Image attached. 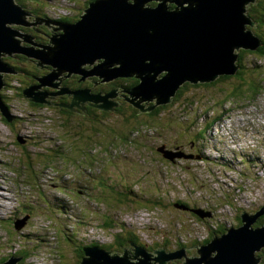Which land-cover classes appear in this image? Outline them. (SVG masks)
<instances>
[{
	"label": "rangeland",
	"instance_id": "rangeland-1",
	"mask_svg": "<svg viewBox=\"0 0 264 264\" xmlns=\"http://www.w3.org/2000/svg\"><path fill=\"white\" fill-rule=\"evenodd\" d=\"M22 1L34 16L30 17L32 23L7 25L12 27V32H24L26 35L37 29L58 28V24L52 23L57 18L62 20L79 17L92 3L89 0L83 5V0ZM86 3L88 7L85 6ZM256 3L255 0L252 5L255 6ZM31 7L38 8L39 13ZM248 8L249 6L247 10ZM39 33L40 31L36 34ZM51 37H46L48 45L42 46L41 43L37 47L27 43L25 38L14 39L20 45L19 48L32 47L39 51L45 46L52 47ZM1 53L10 60L9 71L13 73L12 78H5L8 83L7 92H2V96L16 97L7 108L12 112L17 111L13 117L18 116L21 120L16 126L10 127L0 119V257L25 249L31 251V257L25 264H74L79 261L75 253L77 246L93 243L92 247L102 245L108 248L116 233L126 236V232H130L129 234L136 235L139 245L145 249L147 245L155 244L162 249L166 247L175 250L173 254L164 256V264H181L202 246L200 241L193 239L205 237L209 225L211 229L215 228L209 220L227 229L237 225V217L243 210H248L246 213L264 210V175L254 176L258 168L264 173L263 93L257 95L251 104L244 99L227 102V110L222 115L216 108L208 110V107H214L216 99H223L222 91H228L225 82L215 84L213 79L207 82L211 83L209 87L204 88L194 84L190 88L188 84L178 94L179 97L173 96L174 104L170 108L160 110L159 115L149 118L146 114L163 105L154 106L153 103L158 99L155 93L145 92L140 97L137 95V99L124 93L121 84L125 86V82H132L135 86L138 80L133 77L117 78L118 85L115 87L122 92L113 93L112 97L100 95L104 101L94 104L84 95H75L65 88L62 80L68 72H58L26 53ZM30 60H34L37 67ZM244 63V69L253 74H249L250 78H261L264 83V59L258 55H247ZM40 65H45L48 69L42 72ZM89 66L84 67L89 69ZM113 81L115 80L107 81L106 86ZM56 89L62 93H55ZM83 89L85 88L74 91ZM65 95L69 97L68 103L72 101V110H68L67 115H62L59 106L65 105L61 104L65 102ZM32 98L38 100L35 103L40 109H35V114L32 112L30 115L28 110L29 104L34 103ZM84 99H87L85 103ZM82 103V107H75ZM99 104H104V108ZM86 106L87 110L83 111ZM232 106L236 108L232 109ZM69 112L79 119L87 115L108 117L93 123L85 121L84 124L91 128L86 135H92L88 138L90 144L87 145L88 140H85L84 145H79L88 147L85 151L71 145L74 137L72 132L80 124L73 126L72 121L69 122ZM133 115L137 116L136 120L132 119ZM217 117L222 122L220 127L228 121L233 132H226V136L215 134V140L210 139L206 145L201 146L195 133L207 121ZM173 121H176L174 125ZM181 121H185V125L180 131L177 124ZM191 124L194 126L188 129ZM112 130L115 133L124 131L126 136L133 139L128 140L130 144L127 145L121 142L112 145ZM139 130L138 136L136 132ZM210 133L211 131L208 132ZM27 135H30L29 140H24L22 136L26 139ZM17 137L23 141V148L15 144L19 140ZM20 140L19 143H22ZM75 142L79 143L78 140ZM161 145L171 149L173 146L182 147L174 149L179 154L174 163H171L166 153L162 155L169 161L156 152ZM195 146L199 150L206 146L205 150L210 154L204 155L201 160L199 157L198 160L193 158L191 150ZM50 148L55 149V154L51 155L55 160L48 165L42 163L44 159L40 157L46 156L45 151ZM231 151L235 154L234 157L230 154ZM62 155L63 159L60 158ZM238 155H242L247 163L238 160ZM112 173L120 174L125 178L122 183L127 181L128 184H118V189H121L118 196L107 195L108 199L102 200L97 192L121 181L120 178L111 177ZM190 190H194L192 195L187 194ZM207 198L215 203L214 209L208 207L210 203L205 201ZM195 202L198 204L193 207ZM139 205H146L148 208L145 210L152 209L154 205L159 206L154 209L155 214H147L143 209L137 208ZM192 208H201L195 211L199 213L197 216L200 217V222L186 214L192 213ZM206 218H209L208 225H204ZM245 218L248 216L244 215ZM105 223H110L111 226L106 228ZM263 224L255 223L257 227ZM183 235H189L186 238L192 240L186 241ZM190 242H196V246ZM137 245L129 240L125 249L129 250L131 247L134 250ZM184 249H191L192 254L185 255L182 253ZM115 252L121 254L113 251ZM257 254L252 259V264H260L261 258ZM9 258L3 260L7 261ZM16 258L11 256V259ZM195 258H200L198 251Z\"/></svg>",
	"mask_w": 264,
	"mask_h": 264
},
{
	"label": "water",
	"instance_id": "water-1",
	"mask_svg": "<svg viewBox=\"0 0 264 264\" xmlns=\"http://www.w3.org/2000/svg\"><path fill=\"white\" fill-rule=\"evenodd\" d=\"M254 3L255 0H94L77 22L62 24L61 33L51 37L52 47L37 51L17 47L14 38L24 36L12 32L7 24L25 25L27 14L14 0H0V56L3 57L1 52L26 53L58 72H68L65 79L72 74L81 76V81L87 76L103 82L134 77L138 82L125 90L127 94L136 98L145 92L155 93L158 99L154 106L164 105L186 83H207L237 71L239 50L255 48L248 28L255 23L246 10ZM1 58L0 88L4 86L2 72L8 70ZM12 74L8 70L5 77L12 78ZM55 93L62 92L56 89ZM73 93L95 103L98 99L86 89ZM0 111L11 121L8 114L13 116L12 110L7 111L1 101ZM165 153L171 161L179 156ZM255 222V216L243 218L240 225L227 228L222 235L212 237L210 244L200 246L199 259L190 256L184 264H252L255 254L264 248V225L257 227ZM167 255L164 249L151 254L142 248L131 254L125 249L117 254L96 246L85 250L80 264H164ZM19 260L10 257L3 264H18Z\"/></svg>",
	"mask_w": 264,
	"mask_h": 264
},
{
	"label": "trees",
	"instance_id": "trees-1",
	"mask_svg": "<svg viewBox=\"0 0 264 264\" xmlns=\"http://www.w3.org/2000/svg\"><path fill=\"white\" fill-rule=\"evenodd\" d=\"M18 2H16V5L22 10V11H24V12H31V10H30V8L22 1V0H17ZM88 1V0H87ZM89 1H93V0H89ZM88 1V2H89ZM87 2V3H88ZM256 5L255 6H250V8H248V15L250 16V18H251V20H253V21H255L256 22V26L254 27V30H252V32L255 34V35H257V36H259L260 37V39L262 40V41H264V30H263V27H264V8H262V6H263V0H256ZM84 3V2H83ZM85 4V6L87 7V5L88 4ZM32 8V7H31ZM34 10H38V8H34ZM33 12V11H32ZM36 13L38 14L39 13V10L38 11H36ZM77 18H78V16H77ZM19 29H20V32L22 31L21 30V27H19ZM255 31H257V32H255ZM22 34L24 33V32H21ZM32 33H35L34 32V30L32 31ZM258 38V37H257ZM257 49L256 50H251V49H249L248 51L247 50H241V52H240V54H239V56H238V62H237V64H238V70L236 71V73L234 74V75H232V76H228V75H221L220 77H218L217 78V80H214L215 81V84H217V83H222V82H225V84H227V89H228V91L226 90H224V91H222L223 92V94H224V96L222 97L223 99L221 100H215L213 103L215 104L214 105V107H208V110L210 109H212V108H218V110H219V112L221 113L222 112V107H225L226 106V103L227 102H230V103H232L234 100H242V99H244V101H249V104H251L252 103V100H254V98L257 96V95H259L260 93H263L264 94V86L262 85V81H261V78L260 79H256V78H250V76H249V74H251V75H253L251 72H249V71H247V70H245L244 69V60H245V58L247 59V55L249 56V55H258L259 57H261V58H263L264 59V46L262 45H259V46H257L256 47ZM1 60H2V62L5 64V66H6V69H8V70H10L9 69V66H10V60L8 59V60H6L4 57H2L1 58ZM258 61H263V60H258ZM11 67V66H10ZM8 70L6 71V72H4V73H2L3 74V83H4V86H2L1 88H0V96H1V103L4 105V106H6V108H7V106H10V105H8V104H10L12 101H13V99H16V97L14 96V95H12L11 97H5V98H3V96H2V92H7V87H6V85L8 84L6 81H5V76H7L8 75ZM17 79V78H16ZM88 79V78H87ZM87 79H85V80H87ZM98 79V78H97ZM230 79H232L233 80V82H228ZM85 80H83V81H81L80 80V76H78V75H72L71 76V78H68V79H64L63 81H64V84H65V88L66 89H68V87H74V86H76L77 88H73V90H77V89H80V88H85V89H87V90H89V92L91 93V94H98L99 93V89L98 88H102L103 89V95H105V94H108L110 91H109V89L107 88V87H98V86H94L91 82H89V81H87V82H85ZM114 82H116V80L114 81ZM211 83H205V84H197L196 86H199V85H201V87H209V85H210ZM113 85V84H112ZM111 85V86H112ZM129 85V87H132L134 84L131 82V83H128L127 84V86ZM229 85H230V88L231 89H229ZM108 86H110V83H109V85ZM127 86H124L123 87V91H124V88L125 87H127ZM187 86H188V84L186 83V85L184 84L183 86H181L180 88H179V90L177 91V94L175 95L176 97H179L178 96V94H181L186 88H187ZM189 86H190V88H193V86L192 85H190L189 84ZM97 87V88H96ZM108 89V90H107ZM54 90V89H53ZM52 90V91H53ZM124 93H126V92H124ZM7 95V94H6ZM65 97H67V95H65ZM231 99H233L232 101H230ZM175 100V99H174ZM61 101V99L59 98V102ZM68 101H69V99L68 100H65V102H62V104H65L64 106H59L60 107V110H61V113H62V115H64V114H66L67 115V111L68 110H71V109H69L67 106H69L70 105V102L68 103ZM172 102H173V98H172ZM174 103H168V104H165V105H163V106H160V107H157V108H155V110L154 111H152V112H150V113H148V114H146V116L148 115V117L149 118H152L153 116H157V115H159L160 114V110H163V109H166V108H170L171 107V105H173ZM28 106V105H27ZM26 106V107H27ZM29 106H30V109L28 110V112H29V114L31 115V113L33 112V114H35L34 113V110L35 109H40L39 107H37V104L34 102V103H30L29 104ZM19 107V106H18ZM20 109L22 108V107H19ZM8 109V108H7ZM23 110V109H22ZM191 109H189V111H190ZM188 111V112H189ZM216 111H217V109H216ZM74 112H76V111H74ZM77 113V112H76ZM12 114H14V112H12ZM65 115V116H66ZM69 115H71V117H68L69 118V122L70 121H72V125L74 126V125H78V124H80V126H78V127H76L75 128V131H73L72 132V134L74 135V137H73V141H72V144L71 145H74L76 148H78L80 151H85V149H87L88 147H86V146H80L79 147V145H80V143H82V145H84L85 143H86V141L85 140H88V138H90L92 135H86V134H88L89 133V131H88V129H91L88 125H85L84 123H86L85 121H87V120H89L90 122H95V121H99V120H102V119H107L108 117H106V116H103V115H100V116H96V115H92V116H90V117H83V118H81V119H79V117L78 118H76L75 117V114L73 115L71 112H69ZM26 116H28V115H26ZM1 117H3V118H1ZM29 117V116H28ZM27 117V118H28ZM74 117V118H73ZM84 118H87V119H84ZM218 118V117H217ZM0 119L3 121V124H5L6 125V123H7V125H9L10 127H13V126H16L17 125V123H19L20 122V120L21 119H19V117L18 116H15V117H13L12 119H11V121L9 122H7V119H6V117H4L1 113H0ZM132 119H137V116L136 115H133V117H132ZM16 121H18V122H16ZM167 121H169V120H167ZM176 121H173L172 122V124L174 125V123H175ZM187 122V121H186ZM214 121L213 120H211V122H210V124L211 123H213ZM145 124V123H144ZM143 124V125H144ZM179 125V127H180V131H181V129L184 127V125H185V121H181L180 122V124L178 123L177 124V126ZM98 126H101V125H98ZM189 126V128L188 129H190L191 128V126H194L193 124H191V125H188ZM209 126L208 125H206L205 126V128L207 129ZM205 128H203V129H200V131H197L196 133H195V137H197L198 139L197 140H199L200 138H201V136L203 135L202 134V132H204V131H206V129ZM24 129V128H23ZM22 129V130H23ZM115 129V128H114ZM113 129V130H114ZM21 130V131H22ZM113 130H112V135H111V138H112V142H111V144L112 145H116L117 143H124V144H130V142L128 141V140H131L132 141V139H133V137H128V136H126V134H124L125 132L124 131H121L120 133H115V132H113ZM71 131H69L68 133L69 134H71L70 133ZM15 134H18L17 132H15ZM136 134L139 136L140 135V130H139V132H136ZM27 137V136H26ZM18 138V137H17ZM107 139H108V136H107ZM25 140H27V139H25ZM75 140H78V142L79 143H76L75 142ZM93 139H90V141H92ZM85 142V143H84ZM129 142V143H128ZM15 144L17 145V146H19V147H22L21 146V144L22 145H24V143L22 142V143H19V141L18 140H16V142H15ZM88 144H90L89 143V140H88V142H87V145ZM174 147V146H173ZM23 148V147H22ZM46 150V149H45ZM49 151H50V153H49ZM46 156H42L41 154V157L40 158H42V159H44L43 161L44 162H42V163H44V164H48L49 165V162L50 163H52V161H54L55 159H53V157H51V155H54L55 154V149L54 148H50V149H47L46 151ZM156 152L164 159V160H166L164 157H163V155L161 154V152L160 151H157L156 150ZM64 155H62V156H60V158L61 159H63L64 157H63ZM18 159V158H17ZM167 161V160H166ZM109 164H111V163H109ZM37 165H39V166H43V165H41V164H37ZM9 169V168H8ZM12 170V169H11ZM115 174L116 173H112L111 175H112V177L113 176H115ZM115 177H117V178H120L121 179V181H117V182H114L115 184H111V185H108L107 187H105L106 189L104 190V188H102V189H100L97 193L99 194V197H101L102 198V200H107L108 198H107V195H110V197H112L114 194L115 195H117V193L118 192H120L121 191V189H118V188H120V186L118 185V184H121L122 186H124V184H125V186H126V184H128L127 183V181H124V184L122 183V181L125 179V178H122V176L120 175V174H118L117 176H115ZM111 179V178H110ZM123 179V180H122ZM102 182V181H101ZM126 189V188H125ZM194 190H190V191H188L187 192V194H190V195H192V192H193ZM109 193V194H108ZM118 196V195H117ZM208 199V198H207ZM205 200V201H207V202H209L210 204H209V208H215V203L214 202H211V200ZM198 204V202H195L194 203V205H193V207H195L196 205ZM186 205V204H185ZM146 205H139L137 208H141V209H143V210H145L146 208H148V207H145ZM155 206H159V205H154V207L153 208H155ZM188 207H191L190 205H187ZM152 208V209H153ZM158 208V207H157ZM151 210V209H150ZM212 211V210H211ZM186 214H189V215H192V217L194 218V219H196L197 221H199V216H197L196 214H192V213H186ZM199 217V218H198ZM208 220H209V218H206V219H204V221H205V224L204 225H208ZM238 220V219H237ZM212 224H214L215 225V228L214 229H211L210 228V225H209V229H208V232H207V234H206V236L204 237L203 236V238H201L200 240H198V239H193V240H196V241H200L201 242V244H202V246H204V245H206V244H208L209 242H210V240H211V238L212 237H214V236H219V235H221V233L223 234L224 233V231H225V229H224V227L222 226V225H218L215 221H211V220H209ZM200 222V221H199ZM198 223V222H197ZM257 223H264V215H261L260 216V218L258 219V221H257ZM199 225V224H198ZM237 225H240V221L238 220L237 221ZM104 226L107 228V227H110L111 226V224L109 223H105L104 224ZM184 227H186V228H188L189 229V227L188 226H184ZM185 228V229H186ZM192 230V229H191ZM122 231V228H120V232ZM130 232H126V236H123L121 233H116L114 236H113V240H112V243H110L109 245H108V248L106 247V246H102V245H100V247H102V248H104V249H108V250H110V251H117V252H120V253H123V249H125V246H127V244H128V241L129 240H131L133 243H136V244H138V239H137V237H136V235H134V234H129ZM129 239V240H128ZM189 240V238H186V241H188ZM82 241H84L83 239H82ZM179 242V241H178ZM165 243H167V241H165ZM193 246H196V244H194V243H196V242H194V243H192V242H190ZM90 244H93V243H90ZM163 246V245H162ZM164 246H166V245H164ZM78 248L77 249H75V253H76V255H77V258H79V261H80V259L83 257V255L85 254V249H86V247H87V245H84V244H82L81 246L79 245V246H77ZM147 248L149 249L148 251H154V250H156L157 248H160L158 245H155V244H153V245H148L147 246ZM122 251V252H121ZM11 256H15V257H17V258H19L20 260H19V262H20V264H25L26 263V260L27 259H29L30 257H31V251H26L25 249H23V250H15V252L14 253H8L6 256H1L0 257V259H2L1 261H0V263H2V262H4L5 260H3V259H5V258H8V257H11ZM78 261V263L76 262V263H74V264H80V262Z\"/></svg>",
	"mask_w": 264,
	"mask_h": 264
},
{
	"label": "flooded vegetation",
	"instance_id": "flooded-vegetation-1",
	"mask_svg": "<svg viewBox=\"0 0 264 264\" xmlns=\"http://www.w3.org/2000/svg\"><path fill=\"white\" fill-rule=\"evenodd\" d=\"M87 0H83V2L85 3ZM84 3H82V5L84 4ZM79 13H80V11H79ZM76 18H77V16L74 18V20H76ZM31 21H33V20H31V18H28V20H26V23H28V24H31L32 22ZM41 21V20H40ZM57 23H62V22H73L72 21V17H68V18H63L62 20H59V21H56ZM38 31H40V33L39 34H36ZM34 32H36L35 34H28V35H26V33L24 34H22L23 36H24V38H25V41H27V43L28 42H30L29 44L30 45H33L34 47H37V45H42V46H44V45H46L47 44V42H48V40L46 39V37L47 38H49L50 36H51V34H55V35H57V34H59V31H57V28H52V30L50 29H46V30H40V29H37L36 31L34 30ZM49 34V35H48ZM28 37V38H27ZM45 37V38H44ZM27 38V39H26ZM38 40V41H34V40ZM42 43V44H41ZM28 44V45H29ZM29 45V46H30ZM48 45V44H47ZM34 49V48H33ZM35 50V49H34ZM6 60H8V58H5ZM30 63H33L36 67H37V65H36V63L34 62V60H30L29 61ZM42 66H44V67H42ZM40 67H41V71L42 72H44V70L45 69H48V67H46L45 65H40ZM40 67H38V68H40ZM29 73L31 74L32 73V71H29ZM37 76V75H36ZM35 76V77H36ZM4 77V76H3ZM69 78H71V76L69 77ZM87 79V78H86ZM64 80V79H63ZM62 80V81H63ZM116 80V79H115ZM87 81H89V82H91L94 86H98V87H107L108 89H109V91H113V92H122V91H120V90H118V89H116V87L115 86H117L118 85V83H116V82H111L110 83V86H106V83H102L100 80H97L96 79V77L95 78H91V79H87V80H85V82H87ZM31 83V82H30ZM129 82H125V86H127V84H128ZM113 84V85H112ZM112 85V86H111ZM121 86L122 87H124L122 84H121ZM73 88H77L76 86H74V87H68V90L71 92V91H74L73 90ZM97 88V87H96ZM130 87H129V85L127 86V87H125L124 88V90H127V89H129ZM99 90V93H100V95H103V89L102 88H98ZM56 92V91H55ZM90 93V92H89ZM124 95V94H123ZM122 95V96H123ZM69 99V97H65V100H68ZM71 102V101H70ZM86 102V100L84 99V103ZM84 103H82L81 105H78V106H75V107H82L83 106V104ZM62 104V103H61ZM72 110V109H71ZM84 110H87V106L83 109V111ZM182 148L181 146H174L173 148L175 149V148ZM181 226V225H180ZM184 228H186V227H184ZM190 229H192V228H190ZM189 235H183L182 237L183 238H185V240H186V237H188ZM189 240H192V238H189ZM211 240H212V238H211ZM192 243H194V242H192ZM136 244V243H135ZM187 244V243H186ZM194 244H196V243H194ZM138 245H139V243H138ZM131 248V247H130ZM129 248V249H130ZM131 250V249H130ZM167 252H170V253H174L175 252V250H172V249H168V251ZM192 252V250L190 249V250H187V249H184L183 250V252L182 253H184L185 255H188L189 253L190 254H192L191 253ZM131 253V252H130ZM141 254H144V252L142 251L141 252ZM141 254H139V255H141ZM196 255V252H194V254H193V256H195ZM257 257H259V258H261V261H260V264H261V262H262V264H264V248L257 254ZM181 264H184V260L182 261V263Z\"/></svg>",
	"mask_w": 264,
	"mask_h": 264
},
{
	"label": "clouds",
	"instance_id": "clouds-1",
	"mask_svg": "<svg viewBox=\"0 0 264 264\" xmlns=\"http://www.w3.org/2000/svg\"><path fill=\"white\" fill-rule=\"evenodd\" d=\"M94 1V0H93ZM92 1V2H93ZM250 8V7H249ZM79 15V14H78ZM79 18H80V16L77 18V21L79 20ZM245 211H248V210H243L242 211V214H240L239 215V217H237V219L240 221V224H241V222H242V219L244 218V215H246V216H248V218H250V217H253V216H255L256 217V222L258 221V219L260 218V216L261 215H264V210L262 209L260 212H257V211H251L252 213H246ZM237 220V221H238ZM255 222V223H256ZM255 223L253 224L254 226H256L255 225ZM264 225V224H263ZM254 226H252V227H254ZM260 226H262V225H260ZM226 230V229H225ZM224 233H225V231H224ZM220 236V235H219ZM148 246V245H147ZM147 246H146V248H147ZM136 248H142L144 251H146L147 253H149V254H151V253H154L156 250H159V249H162V248H157L156 250H154V251H148L149 249L147 248V249H145V247H143V246H140V245H137L136 247H135V249ZM167 250H168V248H166L165 247V249H164V251L168 254V253H170V252H167ZM131 253H133V251H131Z\"/></svg>",
	"mask_w": 264,
	"mask_h": 264
},
{
	"label": "bare ground",
	"instance_id": "bare-ground-1",
	"mask_svg": "<svg viewBox=\"0 0 264 264\" xmlns=\"http://www.w3.org/2000/svg\"><path fill=\"white\" fill-rule=\"evenodd\" d=\"M208 2L210 1V0H207ZM88 7V6H87ZM247 7L248 6H246V10H247ZM19 31H17V33H18ZM256 39H258L257 37H256ZM16 45H17V47L19 46L20 47V45H18V43L16 42ZM3 54V53H2ZM132 78V77H131ZM134 78V77H133ZM108 81V80H107ZM104 83H106V82H104ZM194 85H197V84H201L200 82H194L193 83ZM89 91V90H88ZM73 92H76V91H73ZM115 93V92H114ZM78 95H80V93H78ZM94 95H96L97 96V102H102V101H104V99L103 98H101L100 97V94L98 93V94H94ZM106 95H113V91H110L108 94H106ZM112 97V96H111ZM76 98H80V97H76ZM85 100H87V99H85ZM72 102V101H71ZM91 102H93L94 104H96L94 101H92L91 100ZM103 105V107L102 108H104V104H99V106H102ZM76 106V105H75ZM70 109H71V106H70ZM105 109H108V108H105ZM19 141V140H18ZM255 160H257V159H255ZM263 165V164H262ZM188 256V255H187ZM178 261V260H177ZM4 262H6V261H4ZM4 262H2V263H4ZM179 262V261H178ZM2 263H0V264H2Z\"/></svg>",
	"mask_w": 264,
	"mask_h": 264
}]
</instances>
